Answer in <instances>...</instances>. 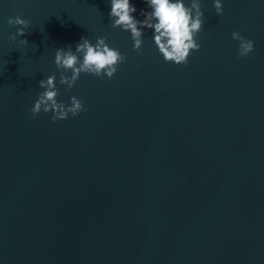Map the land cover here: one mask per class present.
Segmentation results:
<instances>
[{
    "label": "water",
    "instance_id": "obj_1",
    "mask_svg": "<svg viewBox=\"0 0 264 264\" xmlns=\"http://www.w3.org/2000/svg\"><path fill=\"white\" fill-rule=\"evenodd\" d=\"M221 2L199 0L201 48L177 65L154 29L138 54L111 0H0V264H264V0ZM16 16L31 25L13 42ZM81 37L127 60L69 90L55 54ZM51 75L88 110L33 119Z\"/></svg>",
    "mask_w": 264,
    "mask_h": 264
},
{
    "label": "clouds",
    "instance_id": "obj_2",
    "mask_svg": "<svg viewBox=\"0 0 264 264\" xmlns=\"http://www.w3.org/2000/svg\"><path fill=\"white\" fill-rule=\"evenodd\" d=\"M145 2L151 11L141 10V15L146 17L141 21L133 15L137 8L131 0H111L109 13L111 26L130 32L134 41V50L140 55L143 54L141 51L144 43L143 29H154V42L164 60L177 65H187L191 53L201 48V44L197 42V35L203 30L205 14L201 10L199 0H191V6H187L185 0H145ZM214 7L217 15H223L224 7L221 0H215ZM8 23L22 26L18 28L16 35L10 37L13 42L17 40V36H25L26 29L31 25L30 20L20 16L10 17ZM232 37L240 41L239 57H247L254 51V41L245 38L239 32H233ZM20 43L29 44L27 39L20 40ZM126 60V55L108 45L107 37H97L95 44L87 37H81L75 52L72 51L71 46H68L67 50L58 48L54 63L58 69H62L59 84L66 85L71 90L82 73L92 74L101 79L106 75L111 79L119 70V65ZM69 71L72 73L71 76L66 74ZM39 86L44 91L39 94L31 110L33 119L41 112H52L54 113L52 121L56 122L68 119L69 114L75 117L88 110L82 100L76 96L71 97L70 106L58 102L59 89L56 75L41 80Z\"/></svg>",
    "mask_w": 264,
    "mask_h": 264
}]
</instances>
